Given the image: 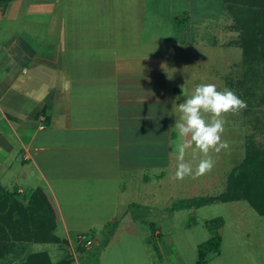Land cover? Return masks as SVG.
<instances>
[{
	"label": "crops",
	"instance_id": "0c3cea01",
	"mask_svg": "<svg viewBox=\"0 0 264 264\" xmlns=\"http://www.w3.org/2000/svg\"><path fill=\"white\" fill-rule=\"evenodd\" d=\"M49 1L14 0L0 9V186L25 204L45 192L60 241L30 244L67 241L73 264H177L163 250L162 228L150 229L153 244L138 226L156 207L152 178L174 171L169 72L176 52L162 44L181 25L165 20L171 5L162 0H68L63 16L77 11L74 25L61 19V50L49 53L50 42H35L27 28L17 38L20 29L11 26H43L58 5ZM82 8H95L104 24ZM115 222L104 245L98 230ZM81 234L91 246L80 245Z\"/></svg>",
	"mask_w": 264,
	"mask_h": 264
},
{
	"label": "rangeland",
	"instance_id": "374dc122",
	"mask_svg": "<svg viewBox=\"0 0 264 264\" xmlns=\"http://www.w3.org/2000/svg\"><path fill=\"white\" fill-rule=\"evenodd\" d=\"M37 1L42 0H35V3ZM67 1L62 0L61 4V0H53L58 5L51 12V20L43 26L32 27L31 21L26 24L22 21L11 23V26L20 29L17 38L21 37L22 30L27 28L35 42L42 40L50 42V47L47 46L49 53L61 50V19L66 18L69 25H74L73 20L78 13L71 10L65 12L66 16H63L64 3ZM74 3L76 1L71 0L72 6ZM93 3L95 6L97 0ZM168 3L171 9L165 11L166 14L168 13V17L165 18L167 22L170 24L175 22L179 25V20L184 18L192 21L190 32L187 31L186 22L177 29L171 26L168 43L162 44V47H168L167 50L170 53L176 52L171 58L173 65L171 64L169 72L171 94L175 97L173 101L180 97V100L176 102H182L185 98L183 93L191 94L197 84L212 83L217 85L218 89L233 90L246 101L247 107L239 112L225 114L226 122L221 142H227L228 147L220 148L218 152L214 149L210 151L209 155L214 160V167L210 171L200 176H185L183 179H177L175 176L177 155H175L173 156L174 171H171V175L165 172L159 179L152 178L153 183L157 185L158 190H156L159 196L156 197V207L150 206L143 213L144 221L140 219L138 236H141L143 241L147 237L154 244L157 243V239L152 238L150 229L153 226L162 228L163 250L169 253L168 255L177 264H197L200 246L217 236L222 238L219 253H205L203 261L206 264H264V216L259 215L246 201L215 203L200 209L181 210L177 214L165 213L182 199L218 196L224 193L230 173L243 161L247 150L264 148V64L246 63L242 48L237 44L239 33L233 28V16L225 4L219 0H162L163 5L167 6ZM94 9L92 8L95 22L99 20V24H104L100 20L102 15ZM84 10L85 8H82L80 12L93 16L92 12ZM74 30L71 29L70 32ZM172 117L171 124L174 127L177 117L174 113ZM173 130V148L176 154L179 139L175 129ZM203 158H205L204 154L198 150L194 151L193 148L186 150L185 162L189 163L193 169ZM222 220L223 226H220L219 222ZM208 222L213 223L208 224ZM111 225L99 229L98 234L103 231L107 239L113 231V225ZM170 229L172 233L166 235V231ZM90 233L92 235L93 232ZM128 235H122L121 239H128ZM63 236L61 234L62 238ZM145 241L148 243L149 240ZM30 243L33 242H12L10 250L0 257V264H27L26 260L30 254L45 251L49 253L52 261H56V257H62L64 250H66L64 252L66 258L73 259L67 254V247L70 246L73 250L67 241L60 242L61 248L57 245L37 246ZM79 243L83 246V243L80 241ZM219 254H221L220 257ZM178 256L181 257L178 258ZM181 258L186 263H183ZM115 259L121 260V257ZM92 264L95 263L92 262Z\"/></svg>",
	"mask_w": 264,
	"mask_h": 264
},
{
	"label": "trees",
	"instance_id": "16d2710c",
	"mask_svg": "<svg viewBox=\"0 0 264 264\" xmlns=\"http://www.w3.org/2000/svg\"><path fill=\"white\" fill-rule=\"evenodd\" d=\"M12 1L14 0H0L1 11L5 12ZM219 1L225 4L233 16V28L239 33L237 44L242 48L246 63L264 64V0ZM184 22L187 31H192V21L189 18L179 20L180 25ZM15 195L0 186V257L10 250L12 242L58 243L60 239L54 234L57 213L45 192L38 190L29 198L27 204L18 202L14 198ZM236 201H246L259 215L264 216V148L247 150L243 161L230 173L224 193L218 196L182 199L172 207V211L200 209L215 203ZM112 225L113 231L104 245L114 235L119 222ZM219 225L223 226V220ZM82 235L88 237V234H81L79 237ZM221 244L220 236L203 243L199 248L198 264H205L203 261L205 253L218 254ZM26 263L73 264V259L69 257L53 263L47 252H40L30 254Z\"/></svg>",
	"mask_w": 264,
	"mask_h": 264
},
{
	"label": "clouds",
	"instance_id": "9594fccd",
	"mask_svg": "<svg viewBox=\"0 0 264 264\" xmlns=\"http://www.w3.org/2000/svg\"><path fill=\"white\" fill-rule=\"evenodd\" d=\"M173 101L172 114L176 115L175 129L179 143L176 146L177 179L185 176H200L214 167V160L209 155L211 150L219 151L227 148V142H221L225 126V114L235 113L247 107L241 99L229 88L218 89L212 83L197 84L191 94L183 93ZM219 145V147H217ZM193 148L200 151L205 158L199 161L195 169L185 162L186 150Z\"/></svg>",
	"mask_w": 264,
	"mask_h": 264
},
{
	"label": "built area",
	"instance_id": "2783aa9c",
	"mask_svg": "<svg viewBox=\"0 0 264 264\" xmlns=\"http://www.w3.org/2000/svg\"><path fill=\"white\" fill-rule=\"evenodd\" d=\"M79 241L81 242V243H83V246H85V247H89V246H91L92 245V241L91 240H89V238L87 237V236H80L79 237Z\"/></svg>",
	"mask_w": 264,
	"mask_h": 264
}]
</instances>
